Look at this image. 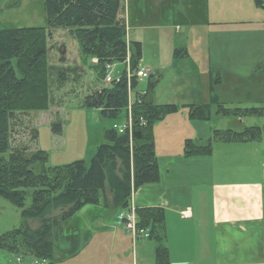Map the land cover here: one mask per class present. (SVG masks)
<instances>
[{
  "label": "crops",
  "instance_id": "1",
  "mask_svg": "<svg viewBox=\"0 0 264 264\" xmlns=\"http://www.w3.org/2000/svg\"><path fill=\"white\" fill-rule=\"evenodd\" d=\"M237 13L243 17L239 19ZM232 14L236 16L233 19ZM119 17L126 21L128 40L139 41L141 46L143 34L149 36V31L155 29L160 33L167 27L186 26L190 31L193 27L207 31L206 39L196 31L192 42L186 37L180 47L174 37L167 57L154 50L160 68L171 65L177 69L185 58L196 67L190 74L209 79L208 99L204 90L192 101L179 103L171 97L164 102L176 104L179 109L156 124L164 140L160 149L156 143L159 181L142 185L131 195L136 207L163 209L162 242L167 255L158 259L155 238L134 237L119 223L122 209L113 205L109 194L111 212L95 214L91 225L82 228L77 214L87 205L81 208L59 244L55 243L54 257L48 264H264V130L259 140L214 142L208 155L184 152L186 139L204 142L216 129L264 127V111L255 115L261 119L259 122H248L249 115L232 117L230 124L222 128L213 117L191 119L185 108L209 103L214 94L226 108L264 109V8L253 0H121ZM159 42L162 45L160 36ZM176 49H185L188 55L177 56ZM252 76L256 79L250 87L236 84L238 79ZM230 82L232 85L223 87ZM212 109L215 112L216 106ZM206 193L209 196L203 197ZM29 223L36 225L34 220ZM0 259V264L32 262L13 253L1 252Z\"/></svg>",
  "mask_w": 264,
  "mask_h": 264
},
{
  "label": "trees",
  "instance_id": "2",
  "mask_svg": "<svg viewBox=\"0 0 264 264\" xmlns=\"http://www.w3.org/2000/svg\"><path fill=\"white\" fill-rule=\"evenodd\" d=\"M264 8V0H254ZM121 0H45L46 26L7 27L0 29V196L21 209L24 224L0 236V248L32 260L54 257L55 243L63 237L70 220L85 205L129 206L132 192L138 187L159 181L153 126L167 114L176 112V104H156L149 99L158 82L150 76L148 90H135L132 101V132L107 128L104 141L86 164L83 160L51 166L41 149L14 146V133L21 116L33 110H48L51 103L52 71L67 79L65 67L49 62L50 28H67L78 41L83 65L94 67L99 80L107 75V65L126 62L134 73L130 86L136 87L142 46L128 40L127 24L119 17ZM175 55L186 56L185 49ZM96 58L97 62H92ZM54 68L56 70H54ZM127 69L119 80L94 88L82 100L85 108H98L102 117H128L129 82ZM215 113L227 117L260 115V108H226L216 95L201 105H189V117L209 120ZM53 130L61 131V124ZM259 126L213 131L204 141L186 139L185 155H208L214 142L259 140ZM37 138L33 128L31 141ZM28 198L31 199L27 204ZM137 225L148 229L158 242L157 257L167 255L164 246V211L159 207H137ZM34 220L36 225H31Z\"/></svg>",
  "mask_w": 264,
  "mask_h": 264
},
{
  "label": "rangeland",
  "instance_id": "3",
  "mask_svg": "<svg viewBox=\"0 0 264 264\" xmlns=\"http://www.w3.org/2000/svg\"><path fill=\"white\" fill-rule=\"evenodd\" d=\"M231 17L233 19L236 16L232 14ZM237 17L241 19L243 16L237 13ZM24 26H46L45 0H0V29ZM50 30L51 35L48 38L49 62L55 68L57 66L68 69L67 79L62 80L58 72L52 71L50 83L52 103L49 109L33 110L28 114L22 115V123L14 133L13 145L19 147L27 146L30 151L34 149L45 151L49 158L48 163L51 166H61L79 160L89 164L97 146L104 141L102 135L104 129L112 128L114 124L123 123L126 121L125 116L122 115L118 119L102 117L98 108H85L82 105L83 98L91 90L110 83L105 78L99 80L93 66L82 64L78 41L67 28H50ZM196 31H200L201 35L205 39L207 38L205 29L193 27L190 31L186 26H182L179 29L175 28V26L167 27L161 30L160 33L159 30H151L149 31V36L144 33L139 67H149L154 72V78L159 80L152 91L148 90L149 77L140 78L137 86L131 88L139 91L148 90V97L162 104L169 101L168 99L171 97H173L171 98L173 101L182 103L183 101H192L193 97L199 96L204 90L207 93L209 79L206 76L199 77L193 73L190 74L189 72L194 71V68H196L191 65L192 62L185 58L181 59L179 64H176L178 66L177 69L181 71L178 74L175 66L168 65L166 68H160L159 64L161 62L158 61V57L154 53V50H158V52H162L167 57L169 54L167 50L172 47L174 37H177L175 42L180 47L186 42V37L191 43ZM159 36L161 37L162 45L159 42ZM152 41H156L158 44H152ZM192 45L190 44V46ZM206 45L207 43L205 42V48ZM55 68L54 70H56ZM127 68V61L115 62L111 65L107 74L109 73L112 78H119ZM255 79L256 76L245 80L238 79L236 84L240 87L248 84V87H250L249 84L253 85L254 82L252 81ZM227 84L232 85V82L225 83L223 87L227 86ZM208 96L209 94L207 93L205 99H208ZM252 103L246 102L245 105H254ZM185 108L186 111H189V107ZM213 113V120L220 127H227L230 124L232 117L218 116L215 112ZM247 119L248 122L251 121L250 123L261 121L255 115H249ZM54 124H61L60 132L53 130ZM156 124L157 122L153 126L155 152L156 143L158 149L164 143V140L160 138V126ZM33 128L37 136L34 142L31 141ZM262 130H264V127H262ZM192 133H194V130L190 132V134ZM202 196L207 197L209 195L206 193ZM30 201L31 199L28 198L27 204ZM111 209L112 207L109 208L105 203L101 204V206L87 205L77 214L81 216V227L86 228L91 225V218L95 214L110 213ZM22 224H24V219L21 216V209L0 196V236L4 232L20 227ZM64 245L65 243L61 242L60 246L64 248ZM1 252L12 256V253L2 248H0Z\"/></svg>",
  "mask_w": 264,
  "mask_h": 264
},
{
  "label": "built area",
  "instance_id": "4",
  "mask_svg": "<svg viewBox=\"0 0 264 264\" xmlns=\"http://www.w3.org/2000/svg\"><path fill=\"white\" fill-rule=\"evenodd\" d=\"M151 70L148 68H140L137 72H136V76L138 78H146L150 75ZM132 77V73L128 72L127 78H128V82H129V92H131V87H130V79ZM107 81L110 82L112 81V78L110 76L107 77ZM128 119L126 120V122L124 124H120V125H116L115 127L119 130V132H125L126 130H128L131 134L132 132V117H131V100H129V104H128ZM187 211L183 212V214L186 216L187 215ZM118 221L119 223H122L132 234L133 236H144V237H148L149 233L142 228H139L137 226V216H136V208L134 206V204H132L127 210L119 213L118 215ZM31 264H47L46 260H41V261H36L33 262Z\"/></svg>",
  "mask_w": 264,
  "mask_h": 264
}]
</instances>
